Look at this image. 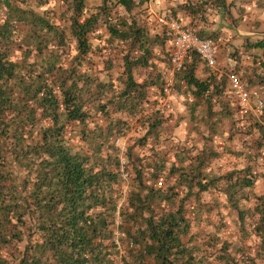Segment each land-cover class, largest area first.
Listing matches in <instances>:
<instances>
[{
  "label": "trees",
  "instance_id": "16d2710c",
  "mask_svg": "<svg viewBox=\"0 0 264 264\" xmlns=\"http://www.w3.org/2000/svg\"><path fill=\"white\" fill-rule=\"evenodd\" d=\"M24 1L0 0V264H264V195L256 196L252 213L259 215L253 229L255 246L234 244L216 232L191 234L194 219L188 215V201L194 195L197 207L200 194L221 179L203 171L219 155L217 150L204 147L193 154L185 147L172 161L161 151L156 161L140 164L133 147L124 151L115 142L129 130L126 118L140 112L147 87L159 81H137L133 68L151 65L153 46L163 44L166 35L169 39L166 28L152 36L136 20L117 18L112 24L108 6L84 15L86 0H66L73 10L68 36L50 12L25 8ZM118 3L131 10L135 0ZM100 21L111 37L129 41L139 51L124 55L126 78L121 89L81 71L80 58L92 48L89 34ZM71 38L78 53L67 65L63 54ZM251 46L264 48V40ZM192 54L196 53L186 57L192 60L175 69V76L196 98L207 99L223 85L214 74L198 77L197 64L203 60ZM225 79L229 83L226 75ZM94 100L98 105L93 110L89 104ZM98 112L107 117L106 126L91 120ZM157 114L146 119L141 144H147L163 122ZM257 125L264 130V123ZM258 146L264 147V139ZM123 155L135 175L128 203L120 208ZM168 162L166 178L176 175L175 183H146V169L151 168V178L156 179L168 169ZM240 171L244 175L232 172L224 178L225 193L238 211L244 234L250 209L239 204L237 194L254 187L257 177L251 167ZM115 228L127 241L123 253L115 242Z\"/></svg>",
  "mask_w": 264,
  "mask_h": 264
},
{
  "label": "rangeland",
  "instance_id": "374dc122",
  "mask_svg": "<svg viewBox=\"0 0 264 264\" xmlns=\"http://www.w3.org/2000/svg\"><path fill=\"white\" fill-rule=\"evenodd\" d=\"M67 1L25 0L22 5L40 13L47 10L51 13L53 21L61 28L66 29L68 36H70V16L73 10L68 9ZM186 1L135 0L133 8L127 10L118 3V0H86L84 15H92L103 6H108L114 18L111 21L113 22L112 24L117 23V18H125L128 22L136 20L137 24L146 26L151 35L154 36L159 31L162 33L165 29V26L159 21V17L163 14L183 22L182 11L186 8L184 7L185 5L188 6ZM233 34V37H237L243 33L237 31L236 34ZM228 36L231 38V34H228ZM218 37L214 36L221 42ZM89 43L92 47L90 54L83 56V59L80 58L83 64L81 71H88L101 81L113 83L115 89L123 88L124 84H121V81L123 82V78H126V75H124L126 65L124 55L129 50V56L138 54L137 46L129 41L111 37L107 25L102 21L89 34ZM151 43L152 41H150L149 47H152L153 44ZM164 43L160 44V46H153L150 66H134L133 68L134 78L137 81H159L157 85L147 87L144 105H141L140 112L137 116L126 118L130 122L129 130L123 138L121 136L115 137V142L124 151L129 145L133 147L134 156L139 157L141 160V162L139 161L140 164L156 161L161 151L172 161L175 159L174 154H182V150L185 147L192 148L193 154H198L204 147H211L217 150L219 155L211 159L203 171L210 178L221 179L215 186L200 194V201L197 207L194 195L188 201V215L194 219L191 234L203 232L204 236L205 232H216L222 238L228 239L234 244L247 242L249 245L255 246L258 238L253 233V229L259 215H253L252 213L257 203L256 196L264 195V147L258 146V142L264 139V130H259L257 125L258 123H264V114H259L257 110L258 100L264 97V79L260 80L259 87H251L250 79L248 81L246 78L252 75L240 73L251 92L249 101L251 107L248 113L243 111L241 100L232 93L228 80H224L225 74L220 79L217 78V81L223 87L214 92L212 97L207 99L196 98L185 83L175 76V69L185 62H189L192 58H186L181 65H176L172 61L169 50L170 39H168L167 35ZM68 44L70 45L67 46L63 54L64 62L67 65L71 61L76 60L75 56L78 53L77 42L74 38L68 39ZM221 46V55L225 57L233 56L238 59L239 65L237 69L240 72L242 68L240 67L242 52L244 50L246 55L251 50L247 47L248 42L242 41L241 44L231 41L226 42L225 51L222 42ZM195 55L192 54L190 57H195ZM255 55L261 59L257 64L258 70H261V63L264 62V51L261 54H248L253 60H255ZM218 69L222 71L220 65L218 68H211L202 61L200 65L197 64L196 73L198 77L206 79L203 74L210 73L215 75L217 72L220 73ZM255 71L254 69L253 73ZM212 83L214 84L213 81ZM92 90L98 92V87L93 85ZM107 90L112 93L110 91L111 88ZM97 105V100L89 104L93 110L96 109ZM221 105L226 108V114L221 113ZM155 111H158L157 117H160L163 122L157 131L149 135L148 143L141 144L139 142L140 138L147 133V127L144 123H147L146 119L152 116ZM228 113H231V115L227 116ZM93 116L91 120L96 119L100 125H107L108 119L103 113L98 112L93 114ZM126 161L127 159L124 156L122 160V180L118 192L120 208L126 207L128 203V195L135 175L133 164L128 169L125 165ZM167 166L168 169L159 177L160 179H152V169H146V183L149 185L156 183L157 186L167 185V182L175 183L176 175L166 178L170 162H168ZM247 166L251 167V170H253L252 174L257 179L254 187L244 188L237 194L239 204L243 208L250 209L245 225L248 233L243 234L238 211L234 209L231 201H228L225 193L227 179L224 176L232 172L235 173V176L237 175L236 172H240V176H242L244 173L240 170ZM227 189L235 190L229 187ZM201 205H204V207L202 208ZM119 218L120 215L118 216ZM120 237L125 238L124 233L115 228V239L118 238L119 240L118 250L123 253L124 247L126 248L127 246V241L120 239ZM186 239L188 240V237Z\"/></svg>",
  "mask_w": 264,
  "mask_h": 264
},
{
  "label": "crops",
  "instance_id": "0c3cea01",
  "mask_svg": "<svg viewBox=\"0 0 264 264\" xmlns=\"http://www.w3.org/2000/svg\"><path fill=\"white\" fill-rule=\"evenodd\" d=\"M186 3L188 6L185 5L186 8L182 11V20L186 26L205 36H219L224 51L226 42L231 41L236 44H241L242 41L248 42L247 47L251 50L246 55L243 50L240 72L251 74L252 76L246 78L250 79L248 80L250 86L259 87L260 80L264 79V62L261 63L262 69L258 70L257 64L261 59L255 55L253 60L248 54H261L264 51V48L251 46L264 40V0H187ZM237 31L243 34L233 37V33L236 34ZM228 34H231V38ZM225 65L226 57L221 55L222 71L218 69L220 73L215 74L219 79L224 75ZM254 69L256 71L253 73ZM203 75L207 77L210 73Z\"/></svg>",
  "mask_w": 264,
  "mask_h": 264
},
{
  "label": "built area",
  "instance_id": "2783aa9c",
  "mask_svg": "<svg viewBox=\"0 0 264 264\" xmlns=\"http://www.w3.org/2000/svg\"><path fill=\"white\" fill-rule=\"evenodd\" d=\"M159 21L165 26L169 34L172 61L176 65H181L184 59L190 53H197L204 63L211 68H218L220 65L221 45L218 40L211 37H201L193 30L187 28L181 21L163 14ZM239 61L233 56L226 57L224 74L229 79V86L234 95H236L242 104L243 111L248 113L251 107L249 103L251 92L247 83L243 80L241 72L238 71ZM257 110L259 114H264V98L258 100ZM119 214V213H118ZM119 216V215H118ZM117 222L121 223V217ZM115 242L119 244L118 238ZM119 247V245H118Z\"/></svg>",
  "mask_w": 264,
  "mask_h": 264
},
{
  "label": "clouds",
  "instance_id": "9594fccd",
  "mask_svg": "<svg viewBox=\"0 0 264 264\" xmlns=\"http://www.w3.org/2000/svg\"><path fill=\"white\" fill-rule=\"evenodd\" d=\"M183 23V22H182ZM184 24V23H183ZM185 25V24H184ZM186 26V25H185ZM187 27V26H186ZM187 28H189V27H187ZM189 29H191V28H189ZM191 30H193V29H191ZM194 31V30H193ZM195 32V31H194ZM197 33V32H196ZM198 34V33H197ZM199 35V34H198ZM200 36V35H199ZM207 38V37H206ZM211 38H214V37H211ZM214 39H216V38H214ZM216 40H218V39H216ZM219 41V40H218ZM219 43H220V45H221V42L219 41ZM222 47V46H221ZM197 54V53H196ZM204 62V61H203Z\"/></svg>",
  "mask_w": 264,
  "mask_h": 264
}]
</instances>
